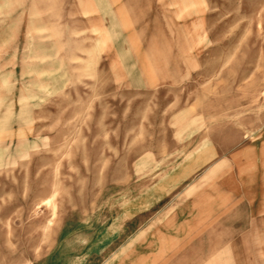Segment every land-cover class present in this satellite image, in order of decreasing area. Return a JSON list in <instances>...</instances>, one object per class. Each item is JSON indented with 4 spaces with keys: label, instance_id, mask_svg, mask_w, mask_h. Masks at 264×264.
Returning a JSON list of instances; mask_svg holds the SVG:
<instances>
[{
    "label": "rangeland",
    "instance_id": "374dc122",
    "mask_svg": "<svg viewBox=\"0 0 264 264\" xmlns=\"http://www.w3.org/2000/svg\"><path fill=\"white\" fill-rule=\"evenodd\" d=\"M128 1L0 0V264L43 260L66 219L115 223L97 264L146 252L150 264H264V247L210 244L199 229L186 241L202 244L184 245L162 229L193 178L211 190L244 172L235 150L253 143L264 163V0ZM45 23L58 65L38 80L43 44L28 30Z\"/></svg>",
    "mask_w": 264,
    "mask_h": 264
},
{
    "label": "crops",
    "instance_id": "0c3cea01",
    "mask_svg": "<svg viewBox=\"0 0 264 264\" xmlns=\"http://www.w3.org/2000/svg\"><path fill=\"white\" fill-rule=\"evenodd\" d=\"M150 1L129 0L126 3L147 6L152 4ZM86 3V10H88L89 6L93 4ZM126 3L117 2V5L122 6ZM52 18L53 16H50L48 20ZM93 29L97 30L99 35L100 31H103L100 25L94 26ZM30 30L37 31L36 37L40 40V45L43 44L42 49L36 48L31 54L33 63L30 69L40 80L46 74L51 75L56 71L59 45L51 39L55 34L53 25L50 27L46 23L34 25L28 30V34H30ZM3 35H8V29L5 26H2L0 33V36ZM45 39H50L49 46L43 43ZM37 65L38 67H36ZM18 113H24V109H19ZM262 141L264 142L261 140L260 143ZM256 151L253 143L247 144L243 149L235 150L234 155L247 156L244 164L233 161L237 167L243 165L244 172L228 176L222 173L217 174L216 179L210 180L215 183V189H204L208 180L206 175L202 174L187 183L185 189L181 190L178 196H170L172 207L169 208L170 210L164 211L162 215V221L165 224L162 226L165 236L163 239L177 240L178 243L184 245H201L202 242L186 241L191 230L199 229L212 233L213 237L211 238L216 241L210 244L236 245L238 240H241L242 246L264 247V163L260 159L254 158L252 154ZM186 180L187 177L180 178L175 184L179 185ZM162 196L168 197L169 194L166 193ZM137 214L138 210L131 209L130 220ZM152 223L153 221L149 222L147 219L145 227L147 238L149 237L148 231L154 228ZM113 227H115L114 222L113 225L111 223L104 226H91V224L87 225L73 219H66L61 225L55 248L36 264H97L117 239ZM84 228L91 231L85 232ZM110 231L111 233H109ZM222 233H224L223 236ZM139 236V233L136 234V241ZM218 238H221L222 242L218 243ZM153 242V239H148L151 246H153ZM73 244L79 248L75 249L74 254L70 256L68 255L70 251L67 253V246ZM152 256L153 252L136 255L130 259L129 263L150 264ZM119 261L118 264L123 262ZM159 261L165 264L169 260L166 254H163Z\"/></svg>",
    "mask_w": 264,
    "mask_h": 264
}]
</instances>
